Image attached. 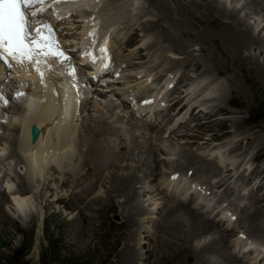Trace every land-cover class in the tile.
<instances>
[{"label":"rangeland","instance_id":"374dc122","mask_svg":"<svg viewBox=\"0 0 264 264\" xmlns=\"http://www.w3.org/2000/svg\"><path fill=\"white\" fill-rule=\"evenodd\" d=\"M124 1H127V0H123L120 2L125 7L124 10H122V11H126L129 8L128 6L130 5L129 2H124ZM141 1H142V3H141ZM141 1L138 0V2H137L138 6L136 5V7H138V8H136L135 6H134L135 8L130 7V10H128L129 13H127V16L129 15L128 20L131 19L132 23L135 26L130 27L123 20L124 21L123 26L125 29H127L128 33H129L128 38H129V36H131V37L136 36V35H134V33L137 32V38L132 43H130L129 40L125 41L124 53L127 54L129 56V58H132L131 60H135L136 64H138L142 67H147V73H145V79H143L141 81V85L144 86L148 83L147 79H148L149 74H151L150 72H155L158 75L166 74L171 79L177 74L182 84L190 83L189 85L193 86L192 89L194 92H197V91L203 92L204 91L203 88L205 87L206 82L199 81V80L195 79V78H198L199 73L202 72V69L195 70L193 65L187 66V64L185 66H183V60L193 59L195 57L204 63V59H206L205 58L206 56L203 54V52L200 49L201 44H203L202 41H204V38L202 37L204 34L202 32H206V34L213 35L214 38H211V39L213 41H217V42H214L213 43L214 45H213V44H211L212 40H208V42H210V43H208L206 45H202V46H205V47H203V51L208 49L210 54H213L215 57H217L218 61L222 64V67H224L230 73H233V75L235 77V83L237 81H243L244 88L246 89L247 86H249V84L245 81V78L249 77L248 80L250 81L252 78L257 79L259 77V74H257L256 72L253 71V69H251L252 65L244 64V65H242V67L244 69L241 70L242 68L240 67L239 62H237L236 58L233 59V58L225 57V54H227L226 53L227 51H224V47H225L224 44L225 43H223L221 41L222 39L219 40L217 38V35H218V32L220 30H223V33L228 32V30L226 28L223 29L224 25L221 24L220 18L218 19L219 21L215 22V23H211V22L216 20L217 18H214L211 21L208 19L207 20L205 19L204 20L205 22L199 20L198 21L199 24L196 25V28L189 26V28L187 30L184 28L181 29V27H184V25H185L184 22H181L182 20H184V18L182 19L180 16H178V14L175 11L174 15H177L176 16L177 18L176 19L171 18L169 20H173L174 22L177 20L176 23L179 24V25L177 24L178 27L182 30L183 34L186 35V36H183V35L179 34L176 31V29L173 28L172 25H170L169 23H166L162 19V17H160L159 11L155 7L153 8V5L149 1H147V0H141ZM188 1L189 0H183L184 4L181 3L180 5L189 6L188 8L191 9L190 10V15H191L195 11V8L193 6H191L190 4H188ZM196 1L202 2V0H196ZM215 1L224 5V7L230 11H233V10L238 11V9L242 5H244L246 2L248 4L250 3L249 4L250 8H248L246 10H240L239 15L246 16L247 18L249 17L251 22H254L255 19L259 17L257 14V10L258 11L261 10V8H262L261 5L264 4V0H256L257 4H260L261 7L258 6V9L256 8V10L255 9L252 10L251 5L254 4L253 0L252 1L251 0H224V1L223 0H215ZM145 2L146 3L148 2L147 5L143 4ZM254 2H255V0H254ZM139 6L140 7L143 6L145 9H148V11L151 10V11H149V12H151V13H149L150 16H148L149 14L142 13L141 10H138V9H140ZM184 9H185V7H184ZM152 12H154V13H152ZM262 13H264V12H262ZM145 14H147V16H145ZM163 14L165 16H167V14L164 12V10H163ZM209 14L210 13H208V15ZM217 14L218 13H215V15H217ZM140 15H142V16L144 15L145 17L143 16V18L140 19L139 18ZM190 15L188 14V18H186L185 20L190 19L189 22H191L193 20L192 19L193 17ZM208 15L206 16V14H205V18L208 17ZM227 15L228 14H225L224 16H226L228 18L229 15L228 16ZM156 17H157V20H156ZM226 17L224 19L225 21H226ZM133 19L139 20V24H137L138 22L134 21ZM144 19L145 20L149 19V20L158 21L160 23V27L157 26V27H153V28H147V27H145L144 22H142V21H145ZM179 19H181V21ZM161 20H162V22H161ZM178 21H180V22H178ZM225 21L223 22L224 24L229 23V22H225ZM180 23H182V24H180ZM218 25L222 29L219 27L213 28V27L218 26ZM157 28H159V29H157ZM163 28H165V32H167L169 29L170 30L169 34L172 35V33H173L172 39L165 38L161 34L162 32L160 33L161 36L159 34L157 35V30L161 31ZM229 31L232 32L231 29H229ZM234 31L236 32V29ZM143 38H145V39H143ZM173 38L177 41L178 44H180V46L176 45ZM150 43H151V45H150ZM149 45L151 47H149ZM206 46H208L209 48ZM147 47H149V48H147ZM184 47L185 48L187 47V49L184 50L185 49ZM260 47H261L260 45L259 46L255 45L254 47L250 48V51H252V53H254V54L256 53L259 57V61L264 63V54L262 55L259 53ZM210 48H213V49H210ZM250 51L245 49V48H241V50H239V52H244V53H249ZM204 52H206V51H204ZM228 76H229V73H225V75L219 77L218 82H220L221 84L222 83L228 84V82H227ZM199 78H202V77H199ZM12 82L13 81L8 83L9 86H11L13 84ZM15 82L16 81H14V84H15ZM9 86L7 85V88H9ZM234 88H235V94L233 96L232 93L230 92V97H229L228 101H230L233 97L234 104L238 107V109L241 112L236 113L235 115H232L231 118L232 119L236 118L235 120H239V121H242L245 123L239 124V126L237 128L236 127L234 128V126H232L233 124L228 123L226 125L227 128L225 127V129H224L226 132H221V133L223 134L222 137H224V138L226 137L225 138L226 143L228 142V143H230V145L227 146L228 148L227 147L221 148L220 151H217L215 153L211 152L212 147H206V145L201 146V144L204 142V140L206 138H212L213 140L211 141L210 146H212V145L214 146V145H216L218 140L216 138H213V136H211L212 135L211 131H208L207 134L204 133L203 129L206 126L204 124H203L204 126L199 124L200 120H201L200 116L192 115L190 112L186 116H183L184 113L183 112L180 113L184 108L183 103L181 105V104H178L177 102H173L172 106L167 109L166 116L168 114H169V116H172L173 122L176 121L177 117H179V119L184 117L186 122H187L186 124L190 125V126H187L186 124H183V125L179 126V128L176 131H169L168 130V128L172 124V121H171V123H167L168 125L166 124V125L161 126L163 123H161L158 120H154L152 122H147V121H143V119H141V118L133 116L132 113L129 112L128 108L121 106V104H118L119 106L116 105L114 102V99L111 100V96H109V95H105V97L106 96L109 97V99H110V100H108L109 103L106 102L105 99L102 100L104 98L103 94H99L97 97L98 101L95 102V104H93L94 99L90 97V99L88 100V102L85 105H82L81 103L76 105L77 110H78L77 113H78L79 117L78 116L75 117L73 115L70 118V121L72 122L73 120L78 119L77 121L79 124L77 123L78 124L77 127L79 129H78V132H76V133H74V135H72V137H73L72 139L75 142L78 141V143H80L85 138L84 137L79 138V136L81 135V134L79 135V133H82V132L86 133V130L89 127L96 128V129L100 130L101 132H104V135L101 136V140L103 142H106V141L112 142L113 147H115V150H113V151L116 152L115 154H119L118 155L119 157H117V158L120 159L121 161H123V163H121L122 166H120L121 165L120 164L119 166L116 165V166H113L111 168L109 167V169L107 168L108 170L103 173L104 176L102 174H101L102 176L100 175L101 177L98 176L100 178L99 180L102 179V181H100L98 183V185L96 186V190H95V193L92 195V198L96 194H99L100 198H98L96 200L92 199V201L87 202V203H91L92 205L94 203V205L92 207H87V209H90V210L93 209L94 212H96V210L102 211L108 207L113 206V203H111V201L113 199L116 200L117 202H125V198H129V197L132 198V197L136 196L137 193L135 192V189H133L134 191L132 190L129 192H123L122 190L124 187H121L122 183L120 182L119 184H116L115 180L111 179V176H113V174H115L117 172H119L120 174L119 175L115 174L114 178L117 176H123L124 173L131 172L134 168H132V170H130V171L124 170V169L129 168V163L131 166L135 165L137 163L140 164L142 161H136V160L140 157L142 152H144L146 150H150L151 148H152L155 156L157 157L155 166H158V172H157L156 176L155 177L154 176L148 177L147 172H145V170H146L145 167L142 166L143 164H140L141 167H139V169H137V170L141 171L140 175L144 176V184H147V185L152 184L153 185V183H154L155 185L153 188H149V192H150L149 194H148L147 190H143V189L141 190V193H139L137 198H136L137 203L135 201L136 206H138V202L140 201V203H141L140 206H146L147 207L149 205V202H151L152 199H156V198L158 199V196L155 195L156 194L155 192L157 191L159 193L158 190H160L161 185L166 181L165 178L167 176H169V175H167L165 177L166 173H168L169 171H171L173 169H176L175 171H179L178 167H180V164L188 165L186 162L187 159L179 156V152L181 150H183L184 147H186V149H188L189 153H191L193 151L195 153V157H200V158L202 157L206 160L208 159L209 161L214 160L215 162L217 161V166H223V164L219 163L220 161H226L227 159H230L232 161H237V159H238L237 155L243 151V150H238V152H236V153H229L230 146L232 144H234V143L231 144V142H235V139H236V137L232 133L233 131H235L234 129H237L239 133L251 129L249 133H252V132H255L256 134L258 133L259 142L261 144L264 143V93L263 94H260V93L250 94L249 93L247 95L237 94V88L236 87H234ZM239 89H240V87H239ZM212 90H213V88H212ZM28 91H29V89L25 90V92H27V93H31L32 90H30V92H28ZM185 94L186 95L184 98V102L188 103L191 100V96L190 95L188 96V93H185ZM207 94L208 93H206V94L203 93L202 98ZM186 99H187V101H186ZM10 100L12 101V97H10ZM111 103H112V105H109ZM23 104H25V103L20 102V101H12L11 106L8 109H6V111L4 112V113H6L5 114L6 118H4L3 121L0 123V136H2V137H0V154L2 155L0 157V181L3 185V187H1L2 185H0V194L2 193L0 195V200H1L0 207L2 206L1 208H3L0 211V236L5 235V237H8V239L10 240V242L8 244H5V243L1 244L0 243V264H125V263L121 262L120 254H118V252L123 250V248L125 247V243H127L128 247L133 248L134 250L136 248V250L138 252L136 259H134L133 263H130V264H154L156 262L158 264H164L163 256L165 254H160V255H158V254L155 255L154 253H153L154 255L153 254H146L147 252L148 253L149 252H155L153 246L155 244H157V234L159 235V232H158L159 226H157V224H155V223L159 222V224L161 223L160 225L163 224V222L160 220L161 213H158L154 217H152L151 214H149L147 210H143L140 213L138 212L139 214L137 212H134L135 214H132L133 216H132V218H130V222H131L132 226L130 225L128 228H126L124 230L122 229V230H115V231L113 228H111V230H110L111 232H107L103 229H98L97 227L94 228L95 227L94 223L99 222L96 219L95 214L90 213V215H89L86 210L84 212L80 211L81 208L78 210H75V207L71 204V201L75 200L76 198H72L71 200L65 198L62 201H60L59 203H54V204L53 203L51 204V202H50L49 203L50 207L47 209L44 208L46 203H47L46 199L48 198V200H51V195H53L54 192H55L56 196L57 195H60L63 197H69L70 196V188L64 187L62 185V181L70 179L69 181L72 184L74 182H76L74 179H72V178H74L72 175H69L70 178H69L68 174L66 175V172H68V170H69L66 168L67 167L72 168L73 164L68 165V163H67V165L64 168H62V169H65V173L62 174L59 171V169H55V166H52V164L54 163L52 161V159L54 158L53 157L54 154L50 153L47 157L49 160V165L47 166V164L43 163V162H42L43 166L41 165L44 168L46 166L47 169L42 172V175L39 176L38 179H35L33 181L31 179H29V177H28V174H29L28 169L29 168L26 167L27 165L23 161L24 159H22L23 156L21 157V151H20L21 148L19 146L20 138H21V135L23 133V129L21 127V125H22L21 121L22 120L20 118L22 116V110L24 109V111H25V108H26V106H24ZM225 105L230 110H237V108L235 106L232 107L227 102L225 103ZM115 107H119V108H115ZM4 113H2V115H4ZM195 124L196 125L198 124V125L196 126ZM108 125H110L109 128H107ZM182 126H184V127H182ZM185 127H191V129L192 128L196 129V130H190L189 134H183L182 135L185 137L192 138L193 139L192 141H187V142H186V140L180 141V137L182 134L181 131H183V129ZM143 130H146L147 133H145V132L143 133ZM85 133H82L85 135V137L90 136L89 133L88 134H85ZM57 136L55 135L54 139H57L56 138ZM58 137L60 140L61 139V133ZM89 139H90V137H89ZM132 140H134L133 143H132ZM221 140H219V141H221ZM135 141H136V145H138V146H136V145L133 146ZM197 141H199V142L197 143ZM33 143H34V141H33ZM262 145H263V153H264V144H262ZM97 147L101 149L102 146L99 145ZM192 147H193V149H191ZM122 148H124L125 151L122 150ZM86 149H87V147L84 148L82 144H78V151L76 153L78 155V159H83L85 157ZM169 152L171 154H169ZM219 152H220V154H218ZM107 153H108V151H107ZM255 153H256L255 149L254 148L251 149V151L249 153V157L253 156ZM110 154H113V153H110ZM221 154H222V157L219 158ZM121 156H124V157H121ZM249 157L244 160L243 164H241L240 162H238L236 164V165H242L239 170H237L236 167H231V165H230V167L233 169L231 171V173L233 174L234 179L237 178V176L240 173H241V177L243 179L241 177H239L234 183L231 184V186L229 187L230 188L229 192L223 193V195L221 197H219V196H220V192L222 189L220 191H217L214 183H213V185H214L213 186L211 184L209 185V182H208V180L210 181V180L215 179L216 174H213L214 171L209 172V170H206L207 172L206 171L202 172V171H198L195 169V166H197V167L199 166V167H202L203 170H205L206 168H205L203 162H199V161L195 160V162L197 161L196 163H194V161L191 163V165H193L194 167H192L191 169H188L189 166H191V165H188V166H185L186 168L184 169L186 172L192 170V176H194V177L196 176L197 178L200 179V181H206V183H208L209 187L214 188L213 192H215V191L218 192V195L216 198L219 200H221V199L224 200L225 208L227 207V211H231L232 215L235 214L236 218L233 220V222L229 225H226L228 227L227 230L232 232L231 233L232 236H230V238H229L230 239V242H229L230 247L228 248V246L227 247L223 246L221 252L230 253L232 259H234L237 262V264H254V260L252 259L254 257V254H253V256L247 255L250 253L247 251L244 253L245 254L244 255L243 254V252H244L243 246H246L247 242H249V243H252L254 241L255 242L256 241L262 242L260 239H264V233L255 229V227H257L256 224L264 226V222L261 223L260 221H258L259 223L258 222L254 223V228H253L254 230H249L247 228L248 222L246 221V219L248 217L247 216L248 213L252 212L256 207H260V208L262 207L261 210H263V213H264V206H262V205H264V180L262 182L256 183V181L259 180L260 175L258 176V174H257L255 177L251 176V175H253V171H254L257 163H255V162L253 163V162L249 161ZM110 158H115V157H110ZM239 159H240V161L242 160L241 157ZM81 161H83V160H81ZM260 161L262 162V164H264V157H262ZM75 162H76V160H75ZM82 163H80V164H82ZM219 164H221V165H219ZM125 165H126V167L124 168ZM177 165H178V167H177ZM252 166L254 168H252ZM53 167L55 170L53 169ZM213 167L214 166H211L210 169H213ZM94 172L95 171L93 170V174H92L93 176L91 175L92 178H94V176H96V172L95 173ZM163 172H165V173H163ZM193 172H194V174H193ZM6 173H9L12 178L10 176H9L10 177L9 178L6 175ZM59 173H61V174L59 175ZM67 176H68V178H66ZM162 176H164V178ZM145 177H147V178H145ZM249 177L251 180L249 179ZM64 178H66V179H64ZM240 178L242 180H240ZM7 179L8 180L11 179V181L13 183L11 187L14 189L19 187L20 183H22V182H25L28 185L29 191H30L29 193H31L30 197L32 196V207L34 209V212L36 213L35 223L24 222L23 216L19 215L17 213V211H15L13 208H11L12 203L9 200L4 201V199L6 197L3 195L4 190H2V189H4V187L6 186L5 181ZM136 184H137L136 186L138 189L140 186H142L143 183L136 181ZM234 184H235L234 188L238 189L237 192H232V186H234ZM114 186H119V190L115 189L116 192L115 191L112 192V190L114 189ZM174 187L175 186H171V189H174ZM48 188H50V189H48ZM47 192L49 194L46 196L45 201L41 200L40 196L42 194H47ZM238 192H240V194ZM252 193L256 198L253 200V202L249 206L245 207V204L247 203V201L251 199ZM74 195H78V193H74ZM238 198H239V200H238ZM245 199H248V200H245ZM100 200H104L103 206L101 205ZM167 201H173L175 203H179L175 199H170L168 197L166 199L157 200L158 203L163 202V204L166 203ZM257 202H258V204H257ZM158 203H157V205H158ZM76 204L78 206L77 201H76ZM179 204H182V203H179ZM184 205H189V203H186ZM123 207L120 208L115 213H111V220L112 221L119 222L122 219L123 213H125L128 210L130 205L126 204ZM30 208H31V205L29 204V206H27V209L29 210ZM77 212L78 213L80 212V215H78ZM5 213L9 214L11 217H13L15 219V221H16L15 226L14 225L12 226L11 224H10L11 226L10 225L6 226L3 223L5 220V217L3 215H5ZM162 214H163V211H162ZM46 215H52L55 220H57V219L58 220L59 219L60 220L66 219L67 221H69L70 219L74 220L73 222H75V224H74L75 226H77V223H79L81 221L80 216H83V217L87 216L85 219V221H86L85 225H87V222H90L91 226L92 227L94 226L93 229L95 231H93L92 233L88 232V236H85V232L83 233L80 231H78L77 235H75V236H68V233L66 231L67 229L62 230V232L60 234H58V231L56 230L55 225L52 222L50 224H46V229H45L44 219H45ZM216 215H218V214H216ZM55 216H57V217L55 218ZM58 216H59V218H58ZM156 217H158V218H156ZM201 218H203V217H201ZM158 220H160V221H158ZM135 221H136V223H135ZM210 222H212V221H210ZM137 223H138L139 227L141 226V224L144 226L146 225L147 226L146 229H144V230L139 229L138 230V227L136 226ZM212 224H214V223L212 222ZM226 224H228V223H226ZM19 226L21 227V230L17 231L16 229ZM91 226L90 225L86 226V229H89V227H91ZM220 226L221 227H219V229L221 228L222 230H224V228H223V227H225L224 223L223 224L220 223ZM119 231H121V232H119ZM6 232H8V233H6ZM187 232H188L189 238L185 237V240H184L185 235L184 236L181 235L180 240L187 241V242H189V244L191 243L190 245L193 247V249L197 247L196 243L202 244L203 242H205L202 244V245H204L207 243V241H209V238L210 237L212 238V236H213V234H211V233H209L207 235H206V233H204V234L200 233V231H196V229L195 230L192 229V231L190 229ZM189 232L193 233L194 235L190 234ZM197 232H198V234H197ZM73 233H75V232L73 231ZM196 236H198V237H196ZM260 237H263V238H260ZM67 241H69V242H67ZM73 242L78 243V246L76 247L73 244ZM195 244H196V247H195ZM201 244H198V246L201 247L202 246ZM150 246H151V248H149ZM215 247H218V246H214V248ZM235 247H237L236 251L234 250ZM211 250H212V248H211ZM130 251H131V249H130ZM208 251H210V250H208ZM128 253H129V251H128ZM205 253H207V250L204 251L203 254H205ZM255 255L257 256V254H255ZM212 256L209 259H202L200 261V264H202V263L207 264L210 262L212 264H223V261L218 256H216V255H212ZM251 259L253 261H251ZM153 260H155V261H153ZM262 260L263 261L259 260L260 262L258 261L255 264H259V263L263 264L264 257H262ZM112 261H114V262H112Z\"/></svg>","mask_w":264,"mask_h":264},{"label":"bare ground","instance_id":"6f19581e","mask_svg":"<svg viewBox=\"0 0 264 264\" xmlns=\"http://www.w3.org/2000/svg\"><path fill=\"white\" fill-rule=\"evenodd\" d=\"M121 1H123V0H111V5H113L112 11L113 12L115 11V13H118L119 16L122 14L123 20L130 27L135 26L132 23L131 19L128 20L129 15L127 16V13H129L128 10H130V7L135 8L136 5L138 6V4H137L138 0L124 1V2L130 3V5L128 6L129 8L128 9L126 8L127 9L126 11H122V10H124L125 7L120 3ZM147 1H149L153 5V8L155 7L159 11L160 17H162V19L166 23H169L170 25H172L173 28H175L176 31L183 36H186V35L183 34V32L181 30L182 28L187 29V30H188L189 26L196 28V25L199 24L198 23L199 20L204 21L205 19L206 20L208 19L211 21L212 19L217 18L216 20L211 22V23H215V22H218L219 21L218 19L220 18L221 24L224 25L223 29L226 28L228 30V32H226V33H223V30H220L218 32V35H217V38L219 40L222 39L221 41L223 43H225L224 44V46H225L224 51H227L226 52L227 54H225V57L233 58V59L236 58L237 62H239L240 67L242 68L241 70L244 69L242 67V65H244V64L252 65L251 69H253V71L256 72L257 74H259V77L257 79L252 78L249 81L248 80L249 77L245 78V81L249 84V86H247L246 89L244 88L243 81H237L235 83V77H234L233 73H230L224 67H222V64L218 61L217 57H215L213 54H210L208 49L204 50L206 52L203 51V47H205V46H202V45H206V44L210 43V42H208V40H212L211 38H214V36L210 35V34H206V32H202L204 34V35L202 34L204 41H202L203 44H201L200 49L203 52V54L206 56L205 57L206 59H204V63L195 57L193 59L183 60V66H185L187 64V66L193 65L195 70L202 69V72L199 73L198 78H195V79L199 80V81L206 82V85L203 88L204 91L203 92H198V91L194 92L192 89L193 86L192 85L190 86L189 85L190 83L182 84L177 74L172 78V80H176V78L178 77L177 78L178 81L175 84V88L177 90L174 92L175 95L173 97V100L175 102H177L178 104H181V105L183 103L184 108L180 113L183 112L184 113L183 116H186L189 112L192 115L200 116L201 120H200L199 124L200 125L204 124L206 126L203 129L204 133L207 134L208 131H211L212 132L211 136H213V138H216L218 140L216 145L210 146V143L213 139L212 138H206L204 140V142L201 144V146L206 145V147H212L211 152H213V153L220 151L221 148H224V147H227L228 145H230V143H228V142L226 143V141H225L226 137L225 138L222 137L223 134L221 133V132H226L224 130L226 125L228 123L229 124L231 123V124H233L232 126H234V128L235 127L237 128L239 126V124L245 123V122H242L239 120H235L236 118H234V119L231 118L232 115H235L236 113H240L241 111L234 104L233 97L230 101H228L229 97H230V92L234 96V94H235V88L234 87H236L237 88V94L247 95L249 93L250 94H255V93L263 94L264 93V63L259 61V57L256 53L254 54V53H252V51H250V48L254 47L255 45H257V46L260 45L261 47L259 48V51H260L259 53L262 55L264 54V13H262V12H264V4L261 5L262 6L261 10H259V11L257 10V14L259 17L256 18L254 22H251L249 17L247 18L246 16L239 15L240 10H246V9L250 8V6H249L250 3L248 4L247 2L244 5H242L238 9V11H234V10L230 11V10L226 9L224 7V5L216 2L215 0H202V2H198L196 0H189L188 4H190L191 6H193L195 8V11L190 15L191 9L188 8L189 6L180 5L181 3L184 4L183 0H147ZM141 3H142V1H141ZM147 3L145 2L143 4L147 5ZM253 3L254 4L251 5L252 10L253 9L256 10V8L258 9V6H260V4H257L256 0H255V2L253 0ZM143 6H141V7L139 6L140 9H138V10H141L142 13H147V14L151 13V12H149L151 10L148 11V9H145ZM184 7H185V9H184ZM136 8H138V7H136ZM163 10L167 14V16H165L163 14ZM175 11L178 14V16H180L182 19L184 18V20H182V21H181V19H179L181 22H184V24H185V25L183 24L184 27H181V29L178 27L179 24L176 23L177 20L175 22L173 20H169L171 18H174V19L177 18L176 17L177 15H174ZM152 13H154V12H152ZM208 13H210V14L208 15ZM215 13H218L217 14L218 16L215 15ZM147 14H145V16H147ZM188 14L193 17L192 18L193 20L191 22H189L190 19L185 20L186 18H188ZM205 14H206V16L208 15V17L205 18ZM225 14H228L229 17L227 18L226 16H224ZM141 16L142 15H140V17H139L140 19H142L144 15L142 17ZM148 16H150V14ZM225 17H226V21L224 20ZM156 20H157V17H156ZM134 21L138 22L137 24H139V20H134ZM180 21H178V22H180ZM224 21L229 22V23L224 24L223 23ZM142 22H144V25L147 28H153V27H157V26L160 27V23L158 21H155V20H149L148 19V20H145ZM161 22H162V20H161ZM180 24H182V23H180ZM218 27L221 28L219 25L215 26L213 28H218ZM165 28H163L161 31L157 30V35L159 34L161 36V34H162L165 38L172 39L173 33H172V35L169 34V32H170L169 29L167 32H165ZM157 29H159V28H157ZM229 29H231L232 32L229 31ZM235 29H236V32L234 31ZM134 35H136V36H132V37L129 36V38H127V40H129L130 43H132L137 38V32H135ZM143 39H145V38H143ZM173 40L175 41L177 46H180V44H178L174 38H173ZM214 42H217V41L212 40L211 44H213ZM150 45H151V43H150ZM150 45H149V47H151ZM149 47H147V48H149ZM206 47H208V46H206ZM241 48H245V49L249 50L250 52L249 53L239 52V50H241ZM186 49H187V47L184 50H186ZM210 49H213V48H210ZM130 59H132V58H130ZM131 61L136 63L135 60H131ZM52 62H54V61H52ZM225 73H229V76L227 77L228 84H224V83L221 84L220 82H218V79H219V77L225 75ZM13 76H16V75L13 74ZM150 76H151V74H149L148 78ZM199 77H202V78H199ZM14 81L18 82V84H21V82L15 80V79H13V82H12L13 84H14ZM8 86H9V84H8ZM239 87H240V89H239ZM53 88H55L56 90L59 91L58 95H56L53 92ZM212 88H213V90H212ZM4 91H6L5 88H4ZM185 93H188V96L189 95L191 96V100L188 103L184 102V98L186 95ZM203 93L204 94L208 93V94L202 98ZM14 94H17V91H15ZM26 94L27 95H25L23 97L19 96L17 98L16 96H13L12 98L14 101L24 102L25 104H23V105L26 106L25 111H24V109L22 110V116L20 118L22 120L21 121L22 122L21 127L23 129V133L21 135L20 142L19 141L18 142H19V146L21 148V150H20L21 151V157L23 156L22 159H24L23 161L27 165V166L26 165L25 166L27 168H29L28 169L29 170V174H28L29 179H31L33 181L35 179H38L39 176L42 175V172L47 169L46 166H45V168L42 167L43 166L42 162L46 163L48 166L49 160L47 157L50 153H53L54 158L52 159V161L54 163L52 164V166H55V169H59V171L63 174V173H65V169H62V168H64L67 165V163H68V165L73 164L72 168H70V167L66 168V169H69L68 172H66V175L67 174H68V176L72 175L74 177L72 179H74L76 181L72 184L69 181L70 179L69 180H63L62 185L64 187L70 188V196L69 197H63L60 195L56 196L55 192H54V194L51 195V200H48V198L46 199L47 203L44 207L45 209L50 207V205H49L50 202H51V204L52 203L54 204V203H59L60 201H62L65 198L69 199V200H71L72 198H76L75 200L71 201V204L75 207V210H78L81 208L80 211L84 212L86 210L89 215H90V213L95 214V217L99 222L94 223L95 227L94 226L93 227L94 228L97 227L98 229H103L107 232H111L110 231L111 228H113L115 231V230H122V229L124 230V229L128 228L130 225L132 226V224L130 222V218H132V216H133L132 214H135L134 212L140 213L143 210H147L148 213L151 214L152 217H154L158 213H161L160 220L163 222V224L160 225L161 223L159 224V222L155 223V224H157V226H159V228H158L159 235L157 234V244H155L153 246L155 252H149V253L147 252L146 254H153V253L155 255L165 254L163 256L164 264H191V263L192 264H200V261L202 259H209L212 255L218 256L223 261V264H237V262L234 259H232L230 253L221 252L223 246L224 247L228 246V248L230 247L229 246V242H230L229 238H230V236H232V234H231L232 232L228 231L227 230L228 227L226 226L229 224L224 223L225 224V227H223L224 230H222L221 228L219 229V227H221L219 221H216V223L213 222L214 224H212V222L204 220L203 218H201V216H199L191 208V206L184 205V204H186L184 202H179L182 204L175 203L173 201H167L164 204H163V202H161V203L157 202V200L167 198L163 194V191L165 193V191L171 190V186L175 185V187H178V185H181V183L184 182L183 175H180L177 179H176V177L171 178L172 173H170L169 176H167V177L165 176L166 181L161 185V188L164 185H166L163 187V191L158 190L159 193L157 191L155 192L156 193L155 195L158 196V199L157 198L152 199L151 202H149V205L147 207L146 206H140L141 205L140 201L138 202V206L135 205L136 198H137L138 194L141 193V190L142 189L147 190V192L149 194L150 193L149 188H153L155 185L154 183H153V185L152 184H149V185L144 184V176L140 175L141 171L137 170V169H139V167H141L140 164H143L142 166L145 167V169H146L145 172H147L148 177L149 176H154V177L156 176V174L158 172V166H155L157 157L155 156L152 148L150 150H146V151L141 153L140 157L136 160V161H142L140 164L137 163V164L131 166L129 163V168L124 169V170L130 171V170H132V168H134L131 172L124 173L123 176H117L115 178H114V175L115 174L119 175L120 174L119 172H117V173L113 174V176H111V179L115 180L116 184H119L120 182L122 183L121 187H124L122 190L123 192H129V191H132L133 189H135V192L137 194L135 192L134 193L136 194V196H134L132 198H130V197L125 198V202H117L116 200L113 199L111 201V203H113V206L108 207L102 211L96 210V212H94L92 208H91L92 210L87 209V207H92L94 205V203L92 205L91 203H87V202L92 201V199L96 200V199L100 198L99 194H96L92 198V195L95 193L96 186L98 185V183L100 181H102V179L99 180L100 178L98 176H100L101 174L103 175V173L105 171H107L109 169V167L111 168V167L116 166V165L119 166L121 163H123V161H121L120 159L117 158V157H119L118 156L119 154H115L116 152L113 151V150H115V147H113L112 142H110V141L109 142H107V141L103 142L101 140V136L104 135V132H101L100 130H98L96 128L89 127V128H87L86 133L82 132L85 134L89 133L90 139L88 136L85 137V135L82 133H79V135L81 134L79 136V138L84 137L85 139L83 138L84 140H82L80 143H78V141L75 142L72 139L73 138L72 135H74V133L78 132L79 128L77 126L79 123L77 121L78 119L73 120L71 122L70 118L73 115L75 117L78 116V113H77L78 110H77V106H76L78 104H75L73 102V100L71 99V93H70L69 88H68V86L65 82V79L63 77H60L57 74H55L48 81H43L41 83L38 80L37 83L34 84V86L32 87L31 93L26 92ZM90 94L91 93L87 90L82 89L80 91V98L82 99V101H81L82 105H85L88 102V100L90 99V97L94 99L93 104H95V102L98 101L97 97L94 98L93 96H90ZM104 99L106 102L109 103L108 100H110V99L108 96L105 97V95H104V98L102 100H104ZM112 99L113 98L111 97V100ZM186 101H187V99H186ZM226 102L228 104H230L232 107L235 106L237 108V110H230L226 106L227 104L225 105ZM109 105H112V103ZM115 108H119V107H115ZM5 114L6 113H4V115H2L3 118H6ZM168 116H169V114L165 117V120H162L160 122L163 123L161 125V126H163V125H166L167 123H171V121H172V124L170 126L169 131H176L179 128V126L187 123L186 120L185 121L181 120V121L175 123L179 117H177L176 121L173 122L172 116H169V117ZM43 120H45L46 122L43 123V127H42L40 125H42ZM184 126H182V127H184ZM187 126H190V125H187ZM109 127H110V125H108L107 128H109ZM33 129H35L37 131V133H38L37 135H35L33 133ZM190 130H196V129H193V128L191 129V127H185L183 129V131H181L182 134L180 137V141L186 140V142H187V141L193 140L190 137L182 136L183 134H189ZM234 130L235 131H233L232 133L234 134L236 139H235V142H231V144L232 143H234V144H232L230 146L229 153H236V152H238V150H243L240 154L237 155V157H238L237 161H232L230 159H227L226 161H220L219 162V163L223 164V166H217V161L216 162L214 160L209 161L208 159L206 160L202 157L201 158L195 157V153L193 151L191 153H189L188 149H186V147H184L183 150H181L179 152V156L187 159L186 162L188 165H191V163L193 161H194V163H196L197 161L204 163V166L206 168L205 170H203L202 167L195 166L196 170L202 171V172H205L206 170H209V172L214 171L213 174H216L215 179L210 180V181L208 180V182L211 185H213V183H214L217 191H220L222 189L219 197H221L223 195V193L229 192V189H230L229 187L231 186V184L234 183L239 177H241V173H240L237 176V178L234 179V176L231 173V171L233 170L231 167H236V169L239 170L242 165H236V164L238 162L243 164L244 160L249 157V153H250L251 149H253V148L255 149L256 153L253 156L249 157V161H251L253 163L255 162V163H257V165L255 166V169L253 171V175H251V176L255 177L257 174H258V176L260 175L259 180L256 181V183L262 182L264 180V164H262V162L260 161L261 158L264 157L263 145H262L264 143L261 144L259 142L258 133L257 134L255 132L249 133L251 129L247 130V131L240 132V133L238 132L237 129H234ZM144 132L147 133L146 130H143V133ZM60 133H61V139L59 140L58 136L60 135ZM55 135L56 136L58 135L56 137L57 139H54ZM0 137H2V136H0ZM219 140H221V141H219ZM33 141H34V143H33ZM133 142H134V140H132V143ZM198 142L199 141H197V143ZM78 144H82L84 148L87 147V149L85 151L86 152L85 153L86 158L84 157L83 159H78V155L76 154L78 151ZM99 145L102 146L101 149L97 147ZM134 145H136V141L133 144V146ZM136 146H138V145H136ZM191 149H193V147ZM122 150H124V148H122ZM107 151H108V153H107ZM110 153H113L114 155L110 154ZM169 154H171V153L169 152ZM218 154H220V152ZM1 156L2 155L0 154V157ZM110 157H115V158H110ZM121 157H124V156H121ZM221 157H222V154L220 155L219 158H221ZM240 157L242 158L241 161L239 159ZM75 160H76V162H75ZM81 160H83V161H81ZM195 160H197V161L195 162ZM80 163H82V164H80ZM221 164H219V165H221ZM188 165L180 164V167H178V165H177V167L180 171V170H184L186 168L185 166H188ZM230 165H231V167H230ZM120 166H122V164ZM211 166H214L213 169H210ZM125 167H126V165L124 166V168ZM192 167H194V166L191 165V166H189L188 169H191ZM53 169H54V167H53ZM93 170L96 172V176H94V178L91 177V175L93 174ZM61 173H59V175ZM163 173H165V172H163ZM193 174H194V172H193ZM6 175L8 177L10 176L9 173H6ZM68 176L66 178H68ZM66 178H64V179H66ZM69 178H70V176H69ZM145 178H147V177H145ZM241 178H240V180L243 179V178L242 179ZM249 179H250V177H249ZM136 181L143 183L142 186H140L138 189L136 186L137 185ZM5 184H6V186L4 187V189H2V190H4L3 195L6 197L4 199V201L9 200L12 203L11 208H13L15 211H17V213L19 215L23 216L24 222L35 223L36 213L34 212V209L32 207V196L30 197L31 193H29L30 191H29L28 185L25 182H22V183H20L19 187L14 189L11 187L13 184L11 179L10 180L7 179L5 181ZM0 185H2L1 181H0ZM1 187H3V185ZM234 187H235V184H234V186H232V192H237L238 189H235ZM48 189H50V188H48ZM115 189L119 190V186H114V189L112 190V192H114ZM217 191L214 192L215 197H217V195H218ZM74 193H78V195H74ZM238 193L240 194V192H238ZM48 194H49L48 192H47V194H42L40 196L41 200L45 201V198ZM255 198L256 197L252 193L251 194L252 200L251 199L250 200L245 199V200H248L247 203L245 204V207L249 206ZM238 200H239V198H238ZM76 201L78 203V206L76 204ZM103 201L104 200H100L102 206L104 205ZM0 203H1V200H0ZM136 203H137V201H136ZM157 203H158V205H157ZM29 204L31 205V208L28 210L27 206H29ZM126 204L130 205V207L128 208L129 211L127 210L125 213H123L122 219L119 222L112 221L111 220V213H115L116 211H118L120 208H122ZM257 204H258V202H257ZM262 206H264V205H262ZM1 207H0V211L3 209ZM261 208L256 207L252 212L247 214L248 217H247L246 221L248 222L247 228L249 230H254L253 229L254 223H256L258 221H260L261 223L264 222V213H263V210H261ZM225 210H227V207L225 208ZM162 211H163V214H162ZM77 214L80 215V212L79 213L77 212ZM216 214L219 215V212H216ZM218 215H216V216H218ZM3 216L5 217V220L3 223L6 226H8L10 224L12 226L16 225L15 219L13 217H11L9 214L5 213V215H3ZM56 217L57 216H55V218ZM86 217L87 216H85V217L80 216L81 221L80 222L78 221L79 223H77V226H75L74 225L75 222H73L74 220H71V219L69 221H67L66 219L55 220L52 215H46L45 219H44L45 229H46V224H50L52 222V223H54L55 228L58 231V234H60L62 232V230L67 229L66 231L68 233V236H75V235H77L78 231L83 232V233L85 232V236H88V232L92 233L95 230L91 226L90 222H87V225H85ZM58 218H59V216H58ZM156 218H158V217H156ZM160 220H158V221H160ZM135 223H136V221H135ZM221 224H223V223H221ZM88 225H90L91 227H89V229H86V226H88ZM256 225H257V227H255V229L264 233V226L258 225V224H256ZM136 226L138 227V230L139 229L144 230L147 227L146 225L144 226L142 224L139 227L138 223ZM190 229H191V231H192V229H194V230L196 229V231H200V233H203V234L206 233V235L211 233V234H213V236H212V238L210 237L211 239L209 238V241L206 240L207 243L204 245H202V244L205 242H203L202 244L196 243L197 247L195 244L196 248L193 249V247L190 245L191 243L189 244V242H187V241L180 240L181 235H183V236L185 235L184 240H185V237L189 238L187 231ZM16 230L17 231L21 230V227L20 226L17 227ZM73 231L75 233H73ZM119 232H121V231H119ZM6 233H8V232H6ZM190 234H193V233H190ZM197 234H198V232H197ZM196 237H198V236H196ZM260 238H263V237H260ZM260 240L263 243L258 242L259 243L258 245L264 246V239H260ZM9 242H10V240L8 239V237H5V235L0 236V243L1 244H4V243L8 244ZM67 242H69V241H67ZM73 244L76 247L78 246V243H76V242H73ZM198 244H201L202 246L199 247ZM247 244H257V243L254 241L252 243L247 242ZM214 246H218V247L214 248ZM129 248L130 247H128L127 243H125V247L123 248V250L118 252V254H120V260L122 263H125V264L133 263L134 259H136L137 255H138L136 248H135V250L133 248H130L131 251ZM149 248H151V246ZM211 248H212V250H211ZM206 250H207V253L203 254L204 251H206ZM208 250H210V251H208ZM128 251H129V253H128ZM247 251L250 252L247 255L253 256V254H254V257L252 258L254 260V264L257 263L259 260L263 261L262 257H264V247H263V250H260L259 248H257L256 250H246L244 247L243 254ZM255 254H257V256ZM252 259H251V261H253ZM153 261H155V260H153ZM112 262H114V261H112ZM154 264H158V263L156 262ZM202 264H204V263H202ZM207 264H212V263L210 262ZM263 264H264V262H263Z\"/></svg>","mask_w":264,"mask_h":264},{"label":"snow or ice","instance_id":"6c2138e0","mask_svg":"<svg viewBox=\"0 0 264 264\" xmlns=\"http://www.w3.org/2000/svg\"><path fill=\"white\" fill-rule=\"evenodd\" d=\"M59 2V0H57ZM45 0H0V60L11 68L9 58L19 64L25 61L33 63L36 71L40 73L42 79L44 72L41 71V65L47 64L51 67L49 61L58 59L60 62L69 59L65 52L61 49L52 26L48 23L40 24L33 29V23L39 13H44L47 9L43 6ZM39 4V8L33 10V6ZM39 23V21H35ZM44 29L47 31L45 32ZM90 36L95 35V29L89 33ZM100 59L107 61V40L98 49ZM94 64L97 56L92 51L84 53ZM109 65L104 63L103 68ZM69 74L75 79L76 68L69 70ZM23 93H17V98ZM0 99L3 94L0 93ZM7 104L6 99L3 100ZM149 101H145L148 103Z\"/></svg>","mask_w":264,"mask_h":264},{"label":"water","instance_id":"95a60500","mask_svg":"<svg viewBox=\"0 0 264 264\" xmlns=\"http://www.w3.org/2000/svg\"><path fill=\"white\" fill-rule=\"evenodd\" d=\"M33 133L35 134V135H37L38 133H37V131L35 130V129H33Z\"/></svg>","mask_w":264,"mask_h":264}]
</instances>
